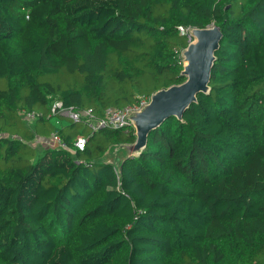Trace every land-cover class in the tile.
<instances>
[{
  "label": "trees",
  "instance_id": "obj_1",
  "mask_svg": "<svg viewBox=\"0 0 264 264\" xmlns=\"http://www.w3.org/2000/svg\"><path fill=\"white\" fill-rule=\"evenodd\" d=\"M211 25L210 92L120 171L132 126L53 115L182 84L179 28ZM0 264H264V0H0Z\"/></svg>",
  "mask_w": 264,
  "mask_h": 264
},
{
  "label": "water",
  "instance_id": "obj_2",
  "mask_svg": "<svg viewBox=\"0 0 264 264\" xmlns=\"http://www.w3.org/2000/svg\"><path fill=\"white\" fill-rule=\"evenodd\" d=\"M192 41L181 51L185 81L161 89L150 96V101L139 111L129 115L135 130V142L129 145H114L109 148L103 161L120 166L128 159L140 156L146 149L151 133L170 117L182 119L186 110L198 100V95L210 92V81L216 54L221 48L223 34L215 25L198 29L191 28Z\"/></svg>",
  "mask_w": 264,
  "mask_h": 264
},
{
  "label": "built area",
  "instance_id": "obj_3",
  "mask_svg": "<svg viewBox=\"0 0 264 264\" xmlns=\"http://www.w3.org/2000/svg\"><path fill=\"white\" fill-rule=\"evenodd\" d=\"M189 29L180 27L179 31L181 35H185L189 38V42L192 41V37L189 33ZM150 101V97L147 95H138L136 97L135 105L126 106L122 108H108L105 110L104 116L102 118H97L92 110H76L73 107H64L63 103L60 101H55L52 104V113L58 117L69 118L75 123H86L93 132L111 129V130H122L131 127V121L129 120V115L133 112L139 111L142 107L147 105ZM37 114L28 113L26 115L28 120L33 121ZM52 140L56 146L65 147V144L61 140L60 136L55 132L52 135ZM75 147L79 150H83L86 145V139L84 137H79L75 142Z\"/></svg>",
  "mask_w": 264,
  "mask_h": 264
},
{
  "label": "rangeland",
  "instance_id": "obj_4",
  "mask_svg": "<svg viewBox=\"0 0 264 264\" xmlns=\"http://www.w3.org/2000/svg\"><path fill=\"white\" fill-rule=\"evenodd\" d=\"M68 119H69V118H67V119L65 118V121L68 122ZM61 122H62V121H61ZM64 123H65V122H64ZM66 124H67V123H66ZM81 128H84V126H81Z\"/></svg>",
  "mask_w": 264,
  "mask_h": 264
},
{
  "label": "crops",
  "instance_id": "obj_5",
  "mask_svg": "<svg viewBox=\"0 0 264 264\" xmlns=\"http://www.w3.org/2000/svg\"><path fill=\"white\" fill-rule=\"evenodd\" d=\"M61 123H64V121H63V122H61Z\"/></svg>",
  "mask_w": 264,
  "mask_h": 264
}]
</instances>
